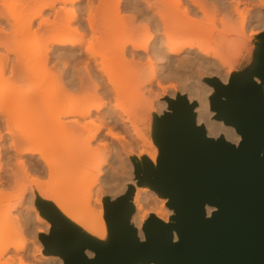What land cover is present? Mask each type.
<instances>
[{
	"label": "rangeland",
	"instance_id": "374dc122",
	"mask_svg": "<svg viewBox=\"0 0 264 264\" xmlns=\"http://www.w3.org/2000/svg\"><path fill=\"white\" fill-rule=\"evenodd\" d=\"M2 1L4 3V0H0V5L3 4ZM6 1L9 5L7 7L13 9L14 6H16L15 11H16L17 15L26 16L28 18V16L34 15L35 14L34 11H35L37 14V17L35 16L36 18H34L35 20H33L34 22L32 24L35 25V27L33 26L35 31H36V28L38 30V27L40 26V22H41L40 21L41 17H38V15L41 14L40 9L42 8V3H41V5L39 4L40 2L38 3L41 6L40 9H39V7H40L39 5L36 6L37 8L35 6H33V7L30 6L31 8L28 9L29 4L27 1H26L27 2L26 8L23 6L24 3H26L25 1L23 2V0H5V2ZM21 1L23 2L22 6L24 9L22 7L20 8V3H22ZM88 1H90V0H81L80 2L76 3L75 6H73L72 4H68V8L70 7V9H71L72 7H74L75 10L77 9L76 10L77 12H79L80 8H81V9H83L84 16H86V13H88L91 9L90 8L89 11H87L88 10V6H87ZM189 1L190 0H166L165 1L166 4H164L166 6H164V7H165V9L167 7V10H169V12H170V13L169 12L168 13L171 14V17L173 16L175 18V21H177V19L179 18L182 20V21L181 20L178 21L179 23L182 22L183 24L185 23V25L190 24V26L192 25L194 27H196V25H197L198 28L201 27L200 29L202 31L204 29L207 33L203 31L204 34H202V35H204V36L200 35V40L202 39V41H203L204 38H206V37H207L206 39L209 40V38L211 37L210 34H212L211 38L212 39L214 37L215 38L211 41V45H213V47H215L217 50H219L228 60H230L233 63V69L231 72L228 70L229 67H226V66H224V67L220 66L219 67V64H217L218 66H216V69L214 66L211 68V65H210L209 70L214 71L215 73L219 72V74H221V75L214 74V73L210 74L212 72H210L208 70H196L195 69L196 70V72H195L194 70L192 71V69H191V72H190V70L188 69L189 75L187 77H190V78H183L182 79V77H180V78L177 77V80H176V77L175 78L174 77L163 78L161 75L159 76V73H158L157 80H155L153 82V85L150 86L147 83L145 84V82H147V79L149 78V76H151L150 74H151V67H152V66L151 67L149 66L150 64H146V62H147L146 58L144 60L143 59L140 60L139 58H137L135 61H133V57L130 53V51H132V47L130 45L128 46L126 59H124L122 56L120 57L118 54H116L117 53L116 51L119 50V48H121L119 41L125 39L126 36L128 37L127 26L129 24H131V22L133 21V16L135 15L134 11L126 4L128 2V0H125V1L123 0L122 2H124V3H121V15L124 16L123 18H124L125 22L120 24V25L124 28L122 29V27H120V25L118 24L119 27L121 28V34L123 33V31H125L123 33L124 35L122 34L124 37L121 35L123 37V39L120 35L119 36H120L121 40H120V38H118L119 36H117V33L119 32L118 31L119 28H117L114 31V37H112L114 39L111 40V38H107L108 39L107 40L104 38L105 40H103L104 42L103 41L102 42L105 45H103L102 42L98 43V41L94 40L92 35L89 34L90 36L88 35L85 38L86 40L84 41L83 46L81 47L82 44H80V45H78V47L80 46L79 49H78V47L75 49V50H77L76 55L77 54L79 55V53H81V51H82V48L84 47L86 49V47L89 45L88 41H90V45H91V43H93V46L97 49L96 53H95L97 55H95V58L94 57L91 58V56H89L88 54H85L87 51L85 52V49L83 48L84 53L82 52V54H80V55H82V57L77 55L79 57V61L77 59L75 61L74 57H72L71 59L68 58L70 60L67 59L68 60V62L66 61L68 63L67 65L64 64V62H63L65 60L62 61L58 58L56 59L53 57H51L48 61L43 58L46 61L45 66L43 65V63H40L41 60H40V62H38L37 59H35L36 61L32 60L33 59L32 56H31L32 57L31 59H30V57L29 58L27 57L28 59L22 58V60H20L21 58H17L20 60V62H18L19 60L17 61L16 56H14V54H11L12 55L11 61L7 64V68H5L6 67L5 62L0 61V63H1L0 64V78L2 76H3V78H4V76H6V78L8 79V83L6 85H8L7 90L11 94L10 98L12 99V101H13V99L15 101V97H16L15 96L13 98L12 95L22 93V91L19 92V89H18V87H21V85L23 87V85L25 84L26 85V87L24 85L25 88L32 87L30 85H33V86L38 85L37 83H40L41 88L44 86L46 87V85H47V87L45 88V91L47 90L46 95L44 94V96H43V93L41 92L42 93V95H40V96H42L41 98L39 95L36 96L34 94L31 96H27L26 98H22L23 99L22 101H24V99H25V101L22 102V105L24 104L23 105L24 108H26V106H27V109L33 108V109L41 110L44 112L54 111L53 113H55V111H58V112L64 111L65 107L67 108L68 105H69V107L72 106L71 103H73V102H71V103L65 102L62 104V106L60 108H58L59 107L58 102L60 101L59 91H61L65 87H67L66 85L68 83H65V82H68V80H69L68 77L70 74L73 75L74 80L76 78L75 82H78V81L80 82L79 77H82V80H85V82L87 80L88 81L87 83H89V82L91 83V78H90L91 74L89 75V72H87V70L85 69L86 65H88V63H89L90 66H88V67L91 69L90 71L91 72L93 71V74L95 72H97V75L99 76V80L105 82V85L108 86L107 91H109V92H107L106 95L101 94L102 92H99L100 93V95L98 93L99 98H97V96H95V94L93 95L91 93L93 96L92 95L89 96L88 98H90V99H88V101H84L85 103L83 105L84 106L86 105V107L87 106L89 107V105L91 106V105L96 103L95 100L101 99V101L99 102V103H101L104 99L103 102L107 103L106 104L107 106L104 103L102 104V105H105V107L103 106L104 112L105 111L108 112V110H112V111H115L116 113H118V115L120 116V117L116 116V118H115V120H117L116 125H114L115 123L113 122L114 121L113 119H111V118L108 119L109 123H111V124L114 123L112 125L110 124L111 125L110 129H111V131L114 132V134H117L116 137L111 136L109 133H107L108 131L106 129L105 131H103V136L99 140L93 142L92 147H91L89 152H87V153L83 152L80 154L66 153L65 150H67L71 147H75L77 145H82L88 139V137H90L92 135V133L95 132L96 127L94 125H97L99 122L96 121L95 124H93V125L89 124V128L83 130L77 136H73L71 134L64 135V133H62L63 131L61 129L57 128L56 126H54V124L52 127V131H50L51 129H48V131L50 133L49 134L47 133V135H45L47 132V130H46L47 128L43 129V127H42V128H40L42 131H40V129L37 125V128L39 130L38 131L35 127H33V126L31 127L30 124L27 126L24 125V127L25 126L27 127V131L32 132V134H33V136L30 139V142L32 145H34L36 147L38 146L39 148H41V150H44L45 148H46L45 150L48 149L50 152L51 159L53 161H57L59 158H61L62 159L61 163L68 165V168L65 170V172H63L60 176H58V178L55 182H52L51 174H50V172H48L49 169L46 168L43 170V172L42 171L33 172L35 169L33 171L31 170L32 166H36L38 163H42V161L40 159L41 155L36 154L34 156L25 157V159H26L25 161L27 162L26 166L28 167L27 169L30 170V172L28 171L30 176H28V175H25L23 173V169L22 170L20 169L21 167L19 168V166H18L19 164L17 165V163H18L17 161L19 159V156H17L15 154V151L8 150L9 152L7 154V158L4 159V161L7 163V167L5 166L6 163L3 162L4 163L3 172L4 171L8 172V170H11V169H13V170L15 169V171L20 169L19 171H21L23 174V176H22L23 185H25L26 182L28 183L27 185H25L26 188L28 189V191L25 194V199H23L24 203L21 202V204H20L21 206L20 205L17 206V208L19 210L15 209V210H13L12 213L14 214L13 216H15L16 214L18 215V214L23 213L24 216L27 218V219L25 218L27 220V227H28L26 239L29 241V244H28L29 247L27 248L26 251H24L22 253L21 257H17L15 259V261L11 262V264H48L47 261H52V260H54L55 257L59 256V255H52V254L47 253L45 245L41 239L42 234H48L50 232L51 229L50 230L48 229V224L50 223L52 226V223L42 214L40 207L38 206L37 201L39 199H43V200H48V199H46L45 196H43L41 198V197H39V195H37L35 181L36 180L40 181L39 194H43L45 191L52 190L55 184H57L56 186H58L61 189V191L64 192V191H66V188L69 186L67 181L68 180L71 181L70 180L71 177H74V176L75 177H84L85 176V177H88L89 179L96 178L99 174V169L95 168L93 166V164L101 163L103 161V159H105L106 157H108L109 162L101 172L100 178L96 184V190H95V193L93 194L94 197H93L92 201L90 203H88L85 199L79 198L72 205L73 213L77 217H81L83 219H90V209L91 208L92 209L93 208L100 209V205L98 204V202H96L97 198H99L100 196H102L100 198L103 199L104 206H105L106 199L108 197L113 198V199L119 197L118 191L122 187L124 180H126L129 176H132L130 174L133 173V179L135 180L136 183L131 184V185H134L136 189H137V187L149 189L150 191L148 193L151 194L149 196V203L152 206L160 203V205L161 204L165 205V209H167L168 213H171V210H173V212L171 214H169V215H171V222H172V217L175 215V210L169 204L170 199L163 196L161 193L156 191L154 188H152L148 184H143V185L139 184V179H138L137 174H136L135 162H139V163L143 164L144 158H149L153 162V156H155V159L158 162V159L160 156V147L156 141L157 130H158V118L160 116H162L164 114V112L166 110H168V108H169V102L167 99L168 98H177L178 95H180V94L186 95L189 98L188 94H190V92L189 91H185V92L182 91V89L184 87L196 85V86H199L200 88H202V86H200V85H203V88L205 87V89H206V86H207L208 92L211 93L209 95L210 102H211V96L215 93V88L209 84L210 79L217 77V78L222 80L223 78L228 76V79L230 80V78L235 74H246V73H253L254 72V68H255L256 63H257V58H258V55H259L260 50H261L262 37H263V33H264V23L262 22V20L264 21V19H262V18H264V0H241V2L239 0V2H240L239 10L241 12L240 13L241 15L239 13H235L236 6H234L235 3L232 4L233 0L232 1L228 0V2L226 0L225 1L226 5L223 6L224 8L223 7L215 8V6H213L212 0H204V1L202 0V2L206 3V5L208 3L210 4V5L209 4L207 5L208 9L206 7V10L207 11L210 10L211 12H206V13L205 12L202 13V11L199 10L198 8L194 9V7L190 6ZM207 1H208V3H207ZM7 3H6V5H7ZM33 3L37 4L36 2H33ZM116 3H117V0H91V7L93 9L92 11L96 15L99 16L98 18L103 19V18L107 17V15H109L111 12L116 10L115 9L116 8L115 6H117ZM122 4H123V6H122ZM6 5L5 6L2 5V6H4L3 7L4 10L9 9L6 7ZM2 6H0V8H2ZM12 9L11 10L9 9V10L12 12H15ZM36 9H37V11H36ZM185 9L186 10L188 9L189 11L196 10L199 13H197L198 15L193 14L191 16L192 17L191 18V17L186 15V13L184 12V11H186ZM219 9H220V11H219ZM225 10L227 12H225ZM122 11H123V13H122ZM6 12H8L7 14H9L7 17H10V19H11L12 14L10 15L8 10L5 11V13ZM43 12H44L43 13L44 15L48 14L52 20L54 19L50 9L44 10ZM69 14H68V16H70ZM237 14H239V16ZM243 14L245 16H242ZM15 16H13V17H15ZM31 16H30V18L32 20L33 16L32 17ZM62 16L64 17L63 14H62ZM5 18L6 17H3L0 15V27H4V26L6 28L8 27V31H9V35H10L8 41H10L11 44L14 41L13 44H17L18 42H16L17 41L16 37L18 38L19 32H18V34H16L15 28L18 27V29H19V27H20L24 30V28L26 26V25H24L25 24V21H24L25 17L21 18L22 19L21 22L20 21L17 22V26H15V25L12 26L13 28L7 26V23L12 22V21H10L9 19L7 20ZM16 18L18 20L19 17H16ZM30 18H29V20H30ZM65 18H67L66 15L63 19H65ZM189 19H191L192 21ZM244 19H245V21H244ZM12 20H14V19L12 18ZM193 20L195 21V23H193ZM135 21H136L135 23H137V25H140L143 23L141 20L135 19ZM243 21H244L245 29H242L243 28V25H242ZM13 23H14V21H13ZM18 23H20V24H18ZM21 23H23L24 26L23 25L22 26L24 28L22 26H20ZM14 24H16V22ZM10 25H12V24H10ZM124 25L126 26V28ZM40 27H39V31H36L37 33L34 32L36 34L35 37H34L35 34L32 35L33 37H31V38L27 37V39H29V40H24V39H26L25 38L26 34L24 32L25 30L22 31L20 29L21 30L20 33L23 32V34H25V36L22 35L24 37L22 39L25 42L30 41L28 46H27L28 42H26L27 44H25V46H27L26 50H28V48H30V46H32V44L35 41H41V39L43 38L44 28L42 27L40 29ZM241 29L243 31H241ZM149 30L151 31V29H149ZM145 31H147V29L143 28L140 35L144 34ZM42 32H43V34H42ZM145 34H147V33H145ZM145 34L143 35V38H145ZM148 35H150V34H148ZM153 35L154 34H152V37H151L153 39L149 38L152 41L154 40ZM209 35H210V37H209ZM29 36H31V34ZM111 36H113V35H110V37ZM107 37H109V36H107ZM87 39H88V41H87ZM109 39L112 42V43L109 42L110 44L107 43L109 41ZM20 40H19V43H23V40H22V42H20ZM140 40H143V39H140ZM115 42H116V44L119 45V48H118V45L115 44ZM121 42L123 45L124 41H121ZM100 44H101V46H103L102 48L100 47ZM112 45L115 48H113ZM90 48L92 49L93 52H95V49L92 48V46L87 47V49H90ZM116 48H117V50H116ZM113 49H115L116 51ZM0 50L2 51L3 49L0 48ZM25 54H27V53H25ZM83 54H84V56H83ZM23 55H24V53L21 56L24 57L25 55L24 56ZM86 55H88L89 57ZM111 55H113L114 57ZM21 56H19V57H21ZM27 56H29V55H27ZM77 56L75 58H78ZM96 56H98V57L96 58ZM118 56H119V58H118ZM86 57L88 58V60ZM115 57H117V58H115ZM89 59H90V62H89ZM57 60L58 61L60 60V62H58ZM61 61L63 62L62 64H61ZM141 61H143V63ZM16 62H17V64H16ZM94 62H95V64H94ZM159 63L160 62L156 61L155 65L157 67V70L159 68V66H158ZM65 65H66V67H65ZM220 65H222V64H220ZM106 70L112 74L113 83L109 82V80L111 78L107 79V78H109V76L106 73ZM61 72H63V73H61ZM196 75H198V76H196ZM180 79H182V80H180ZM141 81L144 82L145 85H147V88H144L145 87V85H144V86H142V89L140 90V91H143L142 96H141L140 92H137V90L139 88L137 90H135V88H137V86L141 88V85H142V83L140 84ZM79 82H78V84H79ZM82 82H84V81H82ZM85 82H84V88H81L82 91L80 90V87L77 88L78 92L76 91V89H75V92L73 91L75 95L78 94V96H76V97L83 96L84 93L89 91V88H92L90 83L88 85ZM1 83H0V85H1ZM115 83L117 84L116 87L119 86L118 92L114 89ZM159 83H160V85H159ZM200 83H202V84H200ZM52 84H54V85H52ZM86 84H87V90L85 91V89H86L85 85ZM64 85H65V87H64ZM5 89L3 88V90H5ZM67 89H70V87H67ZM71 90H72V88L69 91H71ZM73 90H74V88H73ZM93 90H94L93 88H92V90L90 89V91L88 93H90L91 91L94 92ZM1 91H2V89H1ZM43 91H44V89H43ZM22 96L24 97L25 95H22ZM102 96H104L103 99H102ZM91 97H93V98L91 99ZM7 98H8V96H7ZM20 99H18V100L20 101ZM189 100H190V98H189ZM9 101H11V100H9ZM195 101L198 102V106H199V101L197 98L190 100V102H195ZM73 105H74V103H73ZM216 114L217 113L215 112V114L212 116V119H217ZM121 117H125V118L129 119V121L123 122ZM197 117H198V115H197ZM94 118L95 117H93L92 119H94ZM85 120L84 121L86 123L91 122V118H86ZM133 123L135 125H133ZM21 124H23V122H21ZM21 124H20V126H21ZM202 125H205V122L202 123ZM8 129H9L8 126L4 123V120H2V116H0V136H2L3 134H7ZM23 129L24 128L21 129V127H20L18 130H23ZM18 130L16 129L17 135H18V132H19V134L22 132V131H18ZM44 130L46 132H44ZM36 131H38V132H36ZM137 131H138V134H137ZM52 132H53V135H52ZM50 136H51V138H50ZM105 140L112 147H110L109 149H105L103 147V143H106ZM51 143H52V146L50 147ZM125 144H127V145H125ZM128 144H130V145H128ZM42 148H44V149H42ZM81 148L83 150L86 149V147L83 145L81 146ZM35 162H37V164ZM153 164H154V162H153ZM3 172H2V174L5 173V172L4 173ZM5 174L7 175L8 173H5ZM11 187L12 188H7V189L10 193L13 192L11 194V195H13L12 196L13 198L11 197L12 200L9 198L8 199L11 202L14 201L13 202L14 204H17V202L19 201V196L17 194H19V193H16L15 191L18 190V188H16V186H11ZM14 187H15V190H14ZM97 189H101V192H100L101 195L98 194ZM10 193L7 194L8 197H10L9 196ZM95 197H96V200H95ZM48 201H50V200H48ZM9 202H7V203H9ZM50 202H52V201H50ZM52 203H54V202H52ZM89 205H90V208H89ZM37 211L39 212V214H41V217H42L41 223L37 221V215H38ZM60 212L65 217H67L70 221L75 223L84 233L88 234L92 238H94V239H96L102 243H108L110 241V231L109 230L107 232L105 239L97 238V237L91 235L89 232H87V230L85 229L83 224H81L79 221H77L76 219L70 218L67 214L63 213L61 210H60ZM105 212H106V208H105ZM2 217H3V215L0 214V219ZM40 230H43V233H39ZM144 235H145V233H144ZM4 240H5L4 236L2 234H0V244ZM18 240L21 243V240L20 239H18ZM22 242H23V240H22ZM89 252H92V251H89ZM12 253H14V249H13ZM92 253H94V252H92Z\"/></svg>",
	"mask_w": 264,
	"mask_h": 264
},
{
	"label": "water",
	"instance_id": "95a60500",
	"mask_svg": "<svg viewBox=\"0 0 264 264\" xmlns=\"http://www.w3.org/2000/svg\"><path fill=\"white\" fill-rule=\"evenodd\" d=\"M209 84L216 118L236 128L240 143L209 136L197 121L198 102L178 95L158 118V166L149 158L135 162L139 184L170 199L172 222L149 218L143 240L132 223L136 188L130 185L106 199L110 241L102 243L39 199L52 223L41 235L47 253L65 264H264V33L253 73Z\"/></svg>",
	"mask_w": 264,
	"mask_h": 264
},
{
	"label": "bare ground",
	"instance_id": "6f19581e",
	"mask_svg": "<svg viewBox=\"0 0 264 264\" xmlns=\"http://www.w3.org/2000/svg\"><path fill=\"white\" fill-rule=\"evenodd\" d=\"M24 1L28 2V4H29L28 9L31 8L30 6L36 7L37 5H39V4L41 5V3H42V8L39 5L40 6L39 9L41 8L40 9L41 14L40 13L39 14L41 16L38 15V17H41L40 18V21H41L40 26L41 27L39 26L40 29L42 27L44 28V30H43L44 34L42 32L43 38L41 39V41H35L32 44V46H30V48H28V50H26L30 41H26V42H28V44H27L24 40H29V39H27V37L31 38V37H33L32 35L37 33L36 31H39V27H38V30L36 28V31H35V29L33 28V26L35 27V25L32 24L34 22L33 20H35L34 18L37 17V14L34 11L35 14L32 15L33 17L30 15L33 18L32 20H31L30 16H28V18H27L26 16L17 15L16 11H15L16 6H14L13 9L9 8V7H7V6H9L7 1L5 2V0H4V3L2 1V3H3L2 5L5 6L7 3L6 7L9 8L10 10L12 9L13 11H15V12H12L9 9H7L9 11L10 15L12 14L11 17L14 19V20H12V18L10 19V17H7L9 14H7L8 12L5 13V11H7V10L3 9L4 6L0 5V6H2V8H0V15L3 17H6L5 19H7V20L9 19L10 21H12V22L7 21L8 22L7 26H9L11 28H13L12 26H14V25L17 26V22L18 21L21 22L22 17H25V20H24L25 24L24 25H26L25 28L23 27L24 22L21 23V25H20V26L23 25L22 27L24 28L25 31L20 27H19V29H18V27H16V28L14 27L15 33L18 34V32H19L18 38L16 37L17 41L15 40L16 42H18L17 44H13L14 41L11 44V42L8 41L9 36H10L9 31H8V27L7 28L5 26L0 27V48L3 49L2 51L0 50V61L5 62V64H6L5 68H7V64L11 61V57H12L11 54H14V56H16V59L21 58L20 60H22V58L28 59L29 57L31 59L33 57L32 60L37 59L38 62H40V60H41L40 63H43L44 66L46 65V63H45L46 61L44 59H46L48 61L51 57L56 58V59L58 58L62 61L65 60L63 62H64V64L67 65L68 60H70L72 57H74L75 61H76V59L79 61L78 56L82 57V55H80V54H82V52L84 53V51H83L84 47L82 48L81 53H79V55L77 54L78 56L76 55L77 50H75V49L80 44H82L81 47L83 46V43L86 40L85 38L89 34L92 35L93 39L98 41V43H99V42H102L103 40H105L107 38H111V40L114 39L112 37H114V31L117 28H119V30H118L119 32L117 33V36H119V35L121 36L125 32V31H123V33L121 34V28H120V27H122L120 24L125 22L124 18H123L124 16L121 15V3H124V2H122L123 0H117V3H116L117 6H115L116 10L111 12L109 15H107V17L104 16L105 18H103V19L98 18L99 16L96 15L92 11L93 9L91 7V0L88 1V5H87L88 6L87 11H89V9L91 8L90 9L91 12L89 11L88 13H86V16H84L83 9H81V8H80V11L78 10L79 12H77L76 11L77 9L75 10V8L72 6H71L72 7L71 9H70V7L68 8V4H72L73 6H75V4L80 2L81 0H23V2ZM165 1L166 0H128V2L126 4L134 11L135 15L133 16V21L131 22V24H129L127 26L128 37L126 36L125 39H123L124 34L122 35L123 37L121 36L123 40H121L120 36L118 37V38H120L121 41H124L123 45H122V42L119 41L121 48H119V45L116 44V42H115V44L118 45V48H119V50H117V48H116L117 51L115 49H113L117 52L116 54H118L120 57L122 56L124 59H126L128 46L130 45L132 47V51H130V53L133 57V61H135L137 58H139L140 60H142V59L144 60L146 58V60H147L146 64H150L149 65L150 67L152 66L151 67V74H150L151 76H149V78L147 79V82H145V84L147 83L150 86L153 85V82L155 80H157L158 73H159V76L161 75L163 78H171V77L175 78L176 77V80H177V77H179V78L182 77V79L183 78H190V77H187L189 75L188 69L190 70V72H191V69H192V71L194 70L195 72H196V70H208V71H210L209 66L211 65V68L214 66L216 69V66H218L217 64H219V67L220 66L221 67H224V66L229 67L228 70L231 72L233 69V63L230 60H228L219 50H217L215 47H213V45H211V41L215 37L212 39L211 38L212 34H210L211 37H210V35H209V37L211 39L208 37L209 38V40H208V39H206L207 38L206 37V38H204L205 41L204 40L202 41V39L200 40V35L204 36V35H202V34H204L203 31L204 32H206V31L204 29L202 31L200 29L201 27L198 28L197 25H196V27H194L192 25L190 26V24L185 25V23L184 24L182 22L179 23L178 21H180L181 19H179L178 17H177L178 18L177 21H175V18L173 16L171 17V14H169L170 12H169V10H167V7L165 9V7H164V6H166V5H164V4H166ZM225 1L226 0H212V3H213V6H215V8H217V7L221 8V7L226 5ZM23 2L20 3V8L21 7L23 8V6L25 8L27 7V2L24 3V5L22 6ZM33 2H36L37 4H35ZM227 2H228V0H227ZM232 2H231L232 4H234V3L236 4V5L234 4V6H236L235 13L240 14L241 12L239 10V4H240L241 0H240V2H239V0L238 1L233 0ZM207 3H208V1H207ZM189 4H190V6L194 7V9L198 8L199 10H201L202 13L203 12H205V13L211 12L210 10L209 11L206 10V7L208 9L207 5L209 3L206 5V3H203L202 0H190ZM122 6H123V4H122ZM48 9H50L52 12V16L54 17L53 20L49 17L48 14L47 15L43 14L44 13L43 11L48 10ZM36 11H37V9H36ZM219 11H220V9H219ZM184 12L189 17H191L193 14L198 15L197 13H199L196 10L189 11L188 9ZM225 12H227V11L225 10ZM122 13H123V11H122ZM62 14L64 15V17L66 15L67 18L63 19L64 17L62 16ZM68 14L70 16H68ZM239 14H237V15L239 16ZM13 16H15V17H13ZM242 16H245V15L243 14ZM16 17H19L20 19L18 18V20H17ZM29 18H30V20H29ZM135 19L141 20L143 23L140 25H137V23H135L136 22ZM262 19H264V18H262ZM189 20H191V19H189ZM13 21H14V23L16 22V24H14ZM244 21H245V19H244ZM244 21L242 24L243 25L242 29H245ZM262 22L264 23L263 20H262ZM193 23H195L194 20H193ZM10 24H12V25H10ZM18 24H20V23H18ZM118 24L120 25V27ZM123 28L124 27H122V29ZM125 28H126V26H125ZM143 28L147 29V31L144 32V34L147 33V34H145V38H143L144 34L140 35ZM20 29L22 31H24L26 34V37H25L26 39H24V40L22 38H24L23 36H25V34H23V32H21L22 33L21 34ZM149 29H151V31ZM242 29H241V31H243ZM30 34H31V36H29ZM148 34H150V35H148ZM152 34H154L153 35V37H154L153 41L150 40V39H153V38H151ZM110 35H113V36L110 37ZM35 36H36V34L34 35V37ZM107 36H109V37H107ZM139 38L143 39L144 41L140 40ZM19 40H20V42H22V40H23V43H19ZM87 41H88V39H87ZM88 42H89L88 46H90V47L92 46V48L95 49V52H93L91 48H90L91 50L87 49V47H88L87 46L86 49L84 48L85 52L87 51L85 54H88L89 56H91V58L92 57L95 58V55H97V54H95L97 49L93 46V43H91V45H90V41H88ZM103 42H102V44L105 45ZM109 42H111L110 39L107 43H109ZM25 44H27V46H25ZM113 45H112V47H113ZM79 47H78V49H79ZM100 47L102 48L103 46H101V44H100ZM113 48H115V47H113ZM23 53L25 55V56L23 55L24 57L21 56ZM25 53H27V54H25ZM27 55H29V56H27ZM88 55H86V56H88ZM19 56H21V57H19ZM76 56L78 58H75ZM83 56H84V54H83ZM111 56H113V55H111ZM119 56H118V58H119ZM97 57L98 56H96V58ZM68 58H70V59H68ZM115 58H117V57H115ZM18 60L19 59H17V61ZM20 60L18 62H20ZM60 60L59 61L57 60V61L60 62ZM87 60H88V58H87ZM62 61H61V64L63 63ZM156 61L160 62L158 64V66H159L158 70H157V67L155 65ZM89 62H90V59H89ZM141 62L143 63V61H141ZM16 64H17V62H16ZM94 64H95V62H94ZM220 64H222L223 66ZM66 65H65V67H66ZM88 66H90L89 63H88V65H86L85 69L87 70V72H89V75L91 74V76H90L91 83L90 82L89 83L91 84V87L94 89L93 91L95 93L92 91L90 93H88L90 91V89L92 90V88H89V91L84 93L86 96L83 94V96L79 95L80 97H76V96H78V94H76V95L74 94L75 89L77 91V88H79V87H80V90H81V88H84L85 80H82V77H79L80 82L78 81L79 82V84H78V82H75L76 78L74 80L73 75L70 74L68 77V79H69L68 82H65L68 84L67 85L65 84V85L67 87H70V89L72 88V90L69 91L70 89H67V87H65V85H64L65 88H63L61 91H59L60 101L58 102V106H59L58 108H60L62 106V104L65 102H69V103L73 102L74 105H73V103H71L72 106L69 107V105H68L67 108L65 107L64 111H62V112L55 111V113H53L54 111L44 112V111L33 109V108L27 109V106H26V108H24V106H23L24 104L22 105V102L25 101V99H24V101H22L23 100L22 98H26L27 96H31L33 94L36 96L37 95L40 96L43 93V96H44V94L46 95L47 90L45 91V88L47 87V85H46V87L44 86L42 88L40 86V83H37L38 85H34V86L30 85L32 87H29V88H25L26 87L25 84H24L25 87H24V85H23V87L21 85V87H18V89H19V92L22 91V93L12 95L13 98L16 96L15 101H14V99L12 101V99L10 98L11 94L7 90L8 85H6L8 83V79L6 78V76H4V78H3V76L0 78V81L2 80L1 82L3 83L2 84L0 82L1 83V85H0V102H1L0 103V116H2V120H4V123L9 128L7 130V134H3L2 136H0V214L3 215V217L0 219V234H2L4 236V239H5L0 244V264H11V262L15 261V259L17 257H21L22 253L24 251H26L27 248L29 247L28 246L29 241L26 239V234H27V230H28L27 229L28 228L27 227V220H26L27 218L24 216L23 213L18 214V215L16 214L15 216H13L14 214L12 213L13 210H15V209L19 210L17 208V206H19L21 204V202L24 203L23 199H25V194L28 191V189L25 186L28 183L26 182V184L23 185V180H22L23 174L21 171H19L20 169L21 170L23 169V173L25 175L30 176L29 175L30 170L27 169L28 167L26 166L27 162L25 161L26 160L25 157L40 154L41 155L40 159H41L42 163L37 164V162H35L37 165L32 166L31 170L33 171L35 169L36 171L34 170L33 172H38V171L43 172L44 169H46V168L49 169L48 172H50V174H51L52 182H55L57 180L58 176H60L68 168V165L61 163V160H62L61 158H59L57 161H53L51 159L50 152L48 149L45 150L46 148L45 149L42 148L44 150H41V148H39L38 146L36 147V146L32 145L30 142V139L33 136V134H32V132L27 131L26 126L30 124L31 127L33 126L37 130H38L37 125H38L39 129L42 127H43V129L47 128L46 129L47 132L44 130V132H46V134L45 133L44 134L47 135V133L48 134L50 133L48 131V129H51L50 131H52V127L54 124V126H56L57 128H59L63 131L62 133H64V135L71 134L73 136H77L83 130L88 129L89 124L93 125V124H95L96 121L99 122L98 124L96 123L97 125H94L96 127L95 132L92 133V135L90 137H88V139L82 144L83 146L86 147L85 150H83L81 148L82 145H77L75 147H71V148L65 150L66 153L80 154L83 152H85V153L89 152L91 147H92L93 142L99 140L103 136V131H105L106 129L108 131L107 133H109L111 136L116 137V135H117V134H114L113 131H111L110 126L114 123H115L114 125H116L117 120H115V118H116V116H118V117H120V116L118 115V113H116L115 111H112V110H108V112L107 111L104 112V107L107 104L106 102H103L104 96H102L103 101L101 103H99L101 101V99L100 100L97 99V98H99L98 96L100 95L99 92H102L101 94H104V95H106V93L109 92V91H107L108 86L105 85V82L99 80V76L97 75V72L94 71L95 73L93 74V71L91 72L90 71L91 69ZM210 72H212L210 74H213V73L219 74L218 71H217L218 73H215L214 71H210ZM61 73H63V72H61ZM106 73L109 76V78H107V79L111 78L109 80V82L113 83L112 74L107 70H106ZM219 75H221V74H219ZM196 76H198V75H196ZM182 79H180V80H182ZM222 80H223V82L227 83L229 80L228 76L223 78ZM82 81H84V82H82ZM87 82L88 81L86 80L85 83H87ZM89 83H87V84L89 85ZM141 83H142L141 88L137 86V88H135V90H137L139 88L137 90V92H140V94L142 96L143 91H140V90L142 89V86H144L145 84L142 81L140 82V84ZM87 84L85 85L86 86L85 91L87 90ZM200 84H202V83H200ZM52 85H54V84H52ZM159 85H160V83H159ZM116 86H117V84L115 83L114 89L118 92L119 86L118 87H116ZM200 86H202V88H200L199 86H196V85H194V86L191 85V86H186L182 89L183 92H185V91L190 92V94H188L190 100L197 98L199 101V106L196 108V112L198 115V117H197L198 123L202 124L205 122L206 129L208 131L209 136L215 137V138H219L221 136H224L227 140H229L235 144H239L240 141L242 140V136L239 132H237L235 127L225 124V122L222 120L212 119V116L215 114V111L212 110V108H211V102H210V97H209V95L211 93L208 92L207 86H206V89H205V87L203 88V85H200ZM3 88L4 89L6 88V89L3 90ZM73 88H74V90H73ZM144 88H147V85H145ZM1 89H2V91H1ZM43 89H44V91H43ZM91 93L93 95L95 94V96H97V98H96L97 100H95L96 103L91 105V106L89 105V107L88 106L86 107V105L85 106L83 105L85 103L84 101H88V99H90L88 97L92 95ZM98 93H99V95H98ZM22 95H25V96L23 97ZM7 96H8V98H7ZM41 97L42 96H40V98ZM92 98L93 97H91V99ZM18 99H20V101ZM9 100H11V101H9ZM103 103L105 105H102ZM93 117H95V118L92 119ZM86 118H91V122L86 123L85 122ZM109 118L113 119L114 123H112V124L109 123L108 122ZM121 119L123 122L129 121V119H127L125 117H121ZM21 122H23V124H21ZM19 123L21 124V126ZM24 125H26V126L24 127ZM133 125H135V124L133 123ZM20 127H21V129L22 128H24V129L18 130ZM16 129L18 131H22V132L20 134L18 132V135H17ZM38 131H36V132H38ZM40 131H42V130L40 129ZM137 134H138V131H137ZM52 135H53V132H52ZM50 138H51V136H50ZM105 142H106V140H105ZM125 145H127V144H125ZM128 145H130V144H128ZM51 146H52V143L50 144V147ZM103 147L105 149H109L112 146H110L109 143L106 142V143H103ZM8 150L15 151V154L17 156H19V159L17 161L18 162L17 165L19 164L18 166H19V168L20 167L21 168L19 170H16V171H15V169L14 170L13 169L8 170V172L4 171L5 173H8L6 175L3 172V169H4V163L3 162H5L4 159L7 158V154L9 152ZM108 162H109V159H108V157H106L105 159H103V161L101 163L93 164V166L95 168L99 169V174L96 178L89 179L88 177H85V176L84 177H75V176L71 177L70 178L71 181H69V180L67 181L69 186L66 188V191H64V192L61 191V189L58 186H56L57 184L54 183L55 185H54L52 190L45 191L43 194H39L40 181L36 180L35 185H36L37 195H39V197H41V198L43 196H45L46 199L54 202V204L63 213L67 214L70 218L76 219L81 224H83V226L85 227L87 232H89L91 235H93L97 238H100V239H105L107 232L109 230V225H108V222L106 219L104 201L102 198H100L102 196L97 198V200L95 197L96 202H98V204L100 205V209H95V208L92 209L91 208L90 209V219H83L81 217H77L73 213L72 205L79 198L85 199L88 203H90L92 201V199L94 197L93 194L95 193V190H96V184L100 178L102 170L105 168V166L108 164ZM153 162H154V165L156 168L158 166V162L156 161L155 156H153ZM5 166L7 167V163L5 164ZM2 172L4 174H2ZM130 175H132V176H129L126 180H124L122 187L118 191L119 196L124 194L128 190V188L131 184L136 183L135 180L133 179V173ZM11 186H16V188H18V190L15 191L16 193H19V194H17L19 196V201L17 202V204H14L13 203L14 201L11 202L9 200L13 196V195H11L13 192L10 193L7 188H12ZM14 190H15V187H14ZM149 191H150L149 189L137 187V189L135 191V195L133 197V203L136 207V211L132 217V223L139 230V235L141 236V238L143 240L145 239L143 228H144V225L146 224V222L149 218L155 216L158 219H160L166 223H170L171 222V215H169V214H171L173 212V210H171V213H168L167 209H165V205H163V204L160 205V203L152 206L149 203V196L151 195L150 193H148ZM97 192H98V194H100L101 189H97ZM9 193H10V195H9L10 197H8V195H7ZM7 202H9V203H7ZM89 208H90V205H89ZM212 210L213 209L209 208V213ZM37 213H38L37 221L41 223L42 222L41 214H39L38 211H37ZM51 227L52 226L49 223L48 229L49 230L52 229ZM39 233H43V230H40ZM18 239L21 240V243L19 242ZM22 240H23V242H22ZM13 249H14V253H12ZM88 254L91 257L94 256V253H92V252L88 251ZM47 263L48 264H65L64 259L61 256H57L54 258V260L47 261Z\"/></svg>",
	"mask_w": 264,
	"mask_h": 264
}]
</instances>
